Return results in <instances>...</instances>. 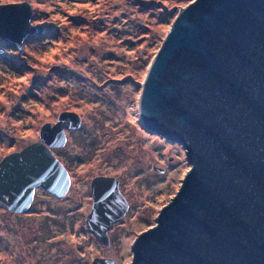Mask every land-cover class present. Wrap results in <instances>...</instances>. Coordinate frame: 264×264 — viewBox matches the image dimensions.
<instances>
[{"label": "water", "instance_id": "95a60500", "mask_svg": "<svg viewBox=\"0 0 264 264\" xmlns=\"http://www.w3.org/2000/svg\"><path fill=\"white\" fill-rule=\"evenodd\" d=\"M31 17L26 2L0 5V39L22 50L43 32ZM139 110L147 129L183 146L190 168L156 224L134 237L128 264H264V0L182 7L149 68ZM80 124V115L63 111L41 126L38 141L1 159L2 207L27 210L37 188L66 194L69 174L53 149ZM90 192L86 225L108 246L109 228L129 205L117 178L94 177Z\"/></svg>", "mask_w": 264, "mask_h": 264}, {"label": "rangeland", "instance_id": "374dc122", "mask_svg": "<svg viewBox=\"0 0 264 264\" xmlns=\"http://www.w3.org/2000/svg\"><path fill=\"white\" fill-rule=\"evenodd\" d=\"M194 1L0 0L28 3L31 24L43 29L22 50L0 39V161L38 141L61 112L81 116L53 149L70 175L66 194L37 188L21 213L0 205V264L133 259L134 237L156 224L190 168L182 145L145 127L139 98L168 29ZM96 175L117 177L129 205L109 228L108 246L86 225Z\"/></svg>", "mask_w": 264, "mask_h": 264}, {"label": "flooded vegetation", "instance_id": "af4514ba", "mask_svg": "<svg viewBox=\"0 0 264 264\" xmlns=\"http://www.w3.org/2000/svg\"><path fill=\"white\" fill-rule=\"evenodd\" d=\"M56 156V155H55ZM67 170V169H66ZM68 172V171H67ZM68 174H69V172H68ZM97 176H107V177H114V176H108V175H96L95 177H97ZM69 178H70V175H69ZM114 178H117V177H114ZM117 180H118V178H117ZM91 181V180H90ZM91 183V182H90ZM89 187H90V184H89ZM118 188H119V190H120V187H119V180H118ZM43 191V190H42ZM121 192V191H120ZM91 193V192H90ZM122 194V193H121ZM123 195V194H122ZM58 198V197H57ZM92 198V197H91Z\"/></svg>", "mask_w": 264, "mask_h": 264}, {"label": "bare ground", "instance_id": "6f19581e", "mask_svg": "<svg viewBox=\"0 0 264 264\" xmlns=\"http://www.w3.org/2000/svg\"><path fill=\"white\" fill-rule=\"evenodd\" d=\"M92 180V179H91ZM91 182V181H90Z\"/></svg>", "mask_w": 264, "mask_h": 264}]
</instances>
